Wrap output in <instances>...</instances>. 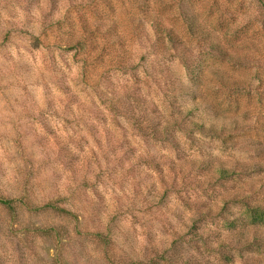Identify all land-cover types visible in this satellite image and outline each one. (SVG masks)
<instances>
[{"label": "clouds", "instance_id": "9594fccd", "mask_svg": "<svg viewBox=\"0 0 264 264\" xmlns=\"http://www.w3.org/2000/svg\"><path fill=\"white\" fill-rule=\"evenodd\" d=\"M113 5L97 21L87 0H0V264H264V0ZM209 10L222 37L204 38ZM137 28L142 83L129 71L101 108L147 84L163 107L132 97L115 116L141 120L133 139L73 102L69 59L83 69L104 44L92 33ZM56 113L73 123L49 135Z\"/></svg>", "mask_w": 264, "mask_h": 264}, {"label": "rangeland", "instance_id": "374dc122", "mask_svg": "<svg viewBox=\"0 0 264 264\" xmlns=\"http://www.w3.org/2000/svg\"><path fill=\"white\" fill-rule=\"evenodd\" d=\"M71 2V0H70ZM199 2H204V0H199ZM53 8L55 9V5L57 0H52ZM212 3L215 5H219L220 0H212ZM88 4V12L94 17L97 21H103L107 13H111L114 11L113 0H87ZM21 11H26V9H21ZM69 11H72L71 9ZM214 15L212 10L208 11V27L210 28V32L204 37L205 39L208 36L216 32H220V36L222 37L223 33L221 30V21L219 19L212 20L211 17ZM67 16V13H66ZM77 18L80 20L81 24H84L83 17L79 15ZM189 33L191 29H188ZM11 33H9V36ZM91 37H95L100 41H104L103 47H100L99 43H93L90 53L95 52L97 48L100 49L99 55L95 57V59L89 63L87 59L84 62L83 69L80 67V63L78 57L80 56V52H77L76 55L71 56L69 59V71L74 79H78L84 87L78 89V98H74L73 102H76L78 99L79 103L83 105H91L90 108L87 109L89 112V119H94L98 124L103 125L106 124L109 120H111L112 124L118 128L122 135L128 136L131 135L133 139L137 136H144L145 129L142 126L141 120H135V123L131 125V130L125 129L116 119L115 116L121 114V108L118 105H122V103L132 97H135L137 105L151 104L156 107L153 108V112L155 113L159 108H162L163 105L161 103L160 98L155 95L150 87L145 84V88H136L135 91L131 94L125 93L124 97L121 101H117L113 103L105 109L101 111V108L105 104L109 102L103 99V96L108 92H124V90L128 87L127 85V76L129 71L133 73L132 79L136 82L137 85L142 83L140 79L135 75V71L145 62V47L144 44L141 43V35L139 33V29L133 31H127L125 35L121 36L119 40H115L113 43L114 37L111 35V30L109 32L104 33H92ZM170 42V41H169ZM159 36L157 35L155 44H153V49L159 45ZM171 43V42H170ZM41 41L37 38L32 47L38 50ZM84 42H77L76 44H68L65 47V52L70 53L79 48L81 51L84 50ZM216 51H218V48ZM140 61V64H132L131 69L125 68V65L129 61ZM39 62V61H38ZM154 83V81H153ZM261 86H264L262 84ZM104 88V92L100 91L101 88ZM93 94H95V100L93 99ZM99 101V105H97L96 101ZM44 103H48L44 100ZM56 107H60L62 102L59 98H57ZM105 112L107 113L105 115ZM56 120L52 122L53 127H47L45 130L48 131L49 135H54L56 132L60 134H64L67 128H71L72 121L67 119L64 120L63 124L57 125L56 121L60 119L59 113H56ZM127 119V117H126ZM67 126V128L65 127ZM78 126V125H77ZM85 127L88 129L89 133L93 135L95 138V132L97 131L96 125H92L85 121ZM130 141L125 139V143H129ZM99 146V145H97ZM159 166L157 165V169Z\"/></svg>", "mask_w": 264, "mask_h": 264}, {"label": "trees", "instance_id": "16d2710c", "mask_svg": "<svg viewBox=\"0 0 264 264\" xmlns=\"http://www.w3.org/2000/svg\"><path fill=\"white\" fill-rule=\"evenodd\" d=\"M170 42H172L171 38L169 39ZM213 51H216V48H213Z\"/></svg>", "mask_w": 264, "mask_h": 264}]
</instances>
